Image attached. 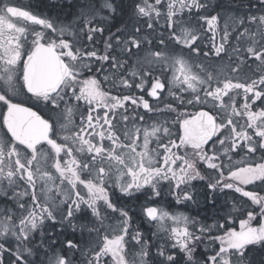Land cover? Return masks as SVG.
I'll list each match as a JSON object with an SVG mask.
<instances>
[{
  "label": "snow or ice",
  "instance_id": "obj_1",
  "mask_svg": "<svg viewBox=\"0 0 264 264\" xmlns=\"http://www.w3.org/2000/svg\"><path fill=\"white\" fill-rule=\"evenodd\" d=\"M66 7L53 21L38 5L0 0V264H264V0L243 12L244 0L235 9L210 0ZM162 95L175 106L145 99ZM187 105L205 107L178 111ZM165 114L175 115L157 118ZM241 152L262 155L237 166ZM164 186L177 203L203 195L212 207L233 190L258 211L234 203L223 223L206 224L145 207L171 241L151 245L120 201L142 190L162 198ZM237 210L247 219L225 228ZM205 240L219 242L211 254L198 252Z\"/></svg>",
  "mask_w": 264,
  "mask_h": 264
},
{
  "label": "rangeland",
  "instance_id": "obj_2",
  "mask_svg": "<svg viewBox=\"0 0 264 264\" xmlns=\"http://www.w3.org/2000/svg\"><path fill=\"white\" fill-rule=\"evenodd\" d=\"M3 3H20V4H24L26 6L28 5H33V6H39V10L42 11L45 15L50 16L53 21L57 20V19H64L67 12H68V8L66 7V4L68 2V0H2ZM125 2L127 3L128 0H125ZM231 2V3H230ZM210 3L215 6L216 4H223V5H229L231 4L232 8L235 9L236 7L239 6L240 4V0H210ZM253 3H255V0H253ZM244 5H247V0H244ZM35 10V8L33 9ZM241 12L245 11L243 9V7L240 9ZM255 11V9H254ZM54 16H59L54 18ZM124 21L126 23H129V26H131V22L128 21V17L125 16L124 17ZM113 23L116 24L117 27H123L124 25L120 22V21H114ZM160 24L163 25L164 22L163 20L160 21ZM29 27H36L37 29H39L40 26H29ZM161 31H163V28L160 29ZM113 31H115V28L113 29ZM204 41H205V37H204ZM203 41V42H204ZM214 63V61H213ZM102 75L98 76V79H101V83L102 86L105 88V90H111L113 95H116V90L115 89H111V85H109L107 82L103 81L102 79ZM138 91V90H137ZM139 92V91H138ZM124 94H128L127 92H125ZM138 94V93H136ZM183 95L185 97H187V93H183ZM227 99V98H226ZM161 101L159 102V104L163 107L166 103H173V106H175V103L173 102V99L171 97H161L160 99ZM82 103V102H81ZM242 103V97L237 98V107L239 108L240 105ZM131 102L129 101L126 104V107H129V112L132 114V107H130ZM257 104H259V101L257 102ZM200 107H205V106H200L198 105L197 107H192L191 105H187L186 107L182 106L181 108L178 109V111H188V112H196ZM253 110H256V108L254 107ZM104 111V109H99V112L102 113ZM46 113V111H44ZM142 113H144V111H142ZM140 113V114H142ZM47 114V113H46ZM148 119H150V123L153 122L152 118L156 115L155 113H148ZM175 114H165V115H161L159 117H157L158 119L161 120H167L169 122L172 121L173 117ZM76 123L79 121L78 117H75ZM141 125H143L144 127H147L148 125L144 124L143 121L140 122ZM241 123H243V120H241ZM251 131V130H249ZM67 133H61V135H66ZM107 143V142H106ZM152 148L155 147V143L150 145ZM75 155V152H74ZM261 153L257 152L254 155L251 156H247L246 153L241 152L240 155H235L233 156V164H236L237 166H244L245 164L251 162V163H256L260 161L261 158ZM48 163H51V160L48 161ZM53 174L55 175V172L53 170ZM225 175H227V173H225ZM83 178V176H82ZM196 181H194L193 183H195ZM204 185H198L197 184V190L202 193L204 191ZM246 190H251L253 188V185H248L245 186ZM259 190V189H257ZM17 191H19V189H17ZM163 192L168 194L166 196H163L162 200L164 201H168L167 205L163 204V202H159L158 203V197H148L146 198V201H144L143 203L145 204H141L138 207L139 204V199L134 200L133 203L130 200L131 197H123L122 200L120 201L121 206L125 207V209H131V211L129 212V215L132 216L133 219V226L138 228L139 231L141 233H143L147 238L148 241L151 245H155V244H161L164 245L165 242L167 241L168 243H171L170 240H168V236L167 234L164 232L163 229L159 228L155 222H152V224H150L151 226L146 225L148 222V218L142 214V211L144 210V206H146L147 204H149V202H152L153 204H157L158 205V209H164L170 213L173 214H183L185 216H188L196 221H199L201 223H206V224H212L214 220H220L221 217L225 216L226 213L231 209L232 205L234 203H237V208L239 209L241 206L244 209H249V210H254V211H258V206H252L251 205V201L248 200V198L246 197H242L240 193H237L238 197H233L232 201H229L224 195L223 196H219V199L217 200L216 206L212 207L211 205H208L207 202H205L203 195H198L196 197V200L198 201L197 203H193V202H181V203H177L176 198L174 197L173 194H169V190L166 186L163 187ZM142 193V192H141ZM140 193V196H141ZM264 194V193H262ZM3 197L0 196V200H2ZM141 200V199H140ZM137 201V202H136ZM135 203H138L137 205H135ZM4 204L0 203V209H3ZM136 208H141V210H136ZM136 213V215H135ZM147 218V222L145 221V218ZM247 218L246 214L245 215H241V212L239 210H237L236 212L233 213L232 218L228 221V223H232L233 221L236 222V225L239 226V220L240 219H245ZM258 218L260 219V217L258 216ZM221 223H223V220H220ZM225 224V228L227 227V224ZM171 221H167L166 222V226L170 225ZM146 225V226H145ZM145 226V227H144ZM232 227H234L231 224ZM235 228V227H234ZM237 231H239V228H235ZM216 235H221L222 232H216ZM218 241L216 242V244L214 245H210L209 242L207 240H205L204 245H201V247L199 248V250H201L202 252L204 251H208L210 250V248H214L218 246ZM198 250V251H199ZM153 251H155V249L153 248Z\"/></svg>",
  "mask_w": 264,
  "mask_h": 264
},
{
  "label": "flooded vegetation",
  "instance_id": "obj_3",
  "mask_svg": "<svg viewBox=\"0 0 264 264\" xmlns=\"http://www.w3.org/2000/svg\"><path fill=\"white\" fill-rule=\"evenodd\" d=\"M231 3V2H230ZM11 4H13V5H15V6H20V7H26V5H24V4H20V3H11ZM246 8H247V5H244V7H243V9L246 11ZM35 11V10H34ZM56 17H59V16H54V18H56ZM18 22V24L20 25V26H33V25H30L28 22H26V21H17ZM38 26V25H37ZM211 36H212V33H207V35L205 36V41L203 42V46H204V50L205 51H208V49L211 47V44H210V38H211ZM217 39H219V34H217ZM217 59H219V58H217ZM85 75H90V74H85ZM137 93L138 94H140L138 91H137ZM161 97H163V95L161 96ZM19 99L21 100V101H23L24 103H25V106H32V104L34 103V101H31V100H29L28 99V97L27 96H25V95H23V93H21L20 94V96H19ZM145 99H149V102L150 103H152V104H154V105H158V107L160 108V109H162L163 110V107L159 104V102L161 101V100H159V101H154V100H152L151 98H149V97H147V96H145ZM33 110L34 111H40V114L41 115H43V116H45V118H47V114L44 112V111H41L39 108H33ZM138 111L140 112V113H142V111H144L142 108H140V109H138ZM142 114H144V113H142ZM132 115H135V113L133 112L132 113ZM148 115L149 114H147V115H145V121H143V123L144 124H146V125H148V124H150V119H148L147 117H148ZM77 124H79V121L77 122ZM172 131L174 132V133H176V128H175V126H173V128H172ZM59 142V141H58ZM150 148H152L151 146H149ZM138 151H139V149H137ZM64 154L63 153H61V156H63ZM194 184H198V185H204L203 184V182H195ZM204 189V188H203ZM118 191V190H117ZM143 191L144 190H142L140 193H141V196H140V193H136L134 196H132V198H130V200L132 201V203H133V201L134 200H137V199H139V204L138 203H135V205H137L138 204V207L144 202V201H146V198H148L147 196H145V195H143ZM166 195H168V194H166V193H164L163 192V196H166ZM225 196L229 201H232V199H233V197L235 196V197H238L237 196V193H235L233 190H225V192L224 193H220L219 194V196ZM162 196V197H163ZM127 197H129V196H127ZM174 197H175V195H174ZM161 197H158V203L159 202H163V204H165V205H167V202L168 201H164V200H162V199H160ZM141 199V200H140ZM137 202V201H136ZM144 204V203H143ZM208 205H210L209 203H207ZM145 205V204H144ZM151 205H155V206H157L158 207V205L157 204H153L152 202H149V204H147L146 206H144L143 208H145V207H148V206H151ZM136 210H141V208H136ZM142 214H144V210L142 211ZM135 215H136V213H135ZM145 215V214H144ZM145 218V217H144ZM245 219H247V218H245ZM257 219H259L258 217H257ZM145 221L147 222V218H145ZM253 223V226H256V221H253L252 222ZM150 224H152V222H150L149 221V219H148V222H147V224L146 225H148V226H151ZM235 228H239V226L238 225H236V222L235 221H233L232 223H231ZM231 224L230 223H228L227 224V227L228 226H231ZM145 225V226H146ZM144 226V227H145ZM232 227V226H231ZM211 249L212 248H210V250L208 251V254H211ZM199 250V249H198ZM198 252H202L201 250H199Z\"/></svg>",
  "mask_w": 264,
  "mask_h": 264
}]
</instances>
